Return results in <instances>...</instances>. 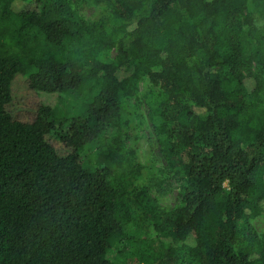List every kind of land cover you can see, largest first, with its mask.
<instances>
[{"label":"trees","instance_id":"1","mask_svg":"<svg viewBox=\"0 0 264 264\" xmlns=\"http://www.w3.org/2000/svg\"><path fill=\"white\" fill-rule=\"evenodd\" d=\"M141 104L170 209L126 146ZM261 217L264 0H0V264H264Z\"/></svg>","mask_w":264,"mask_h":264},{"label":"rangeland","instance_id":"2","mask_svg":"<svg viewBox=\"0 0 264 264\" xmlns=\"http://www.w3.org/2000/svg\"><path fill=\"white\" fill-rule=\"evenodd\" d=\"M97 13V9L89 5H81L78 9V15L86 20L92 19ZM38 101L45 106L52 108L57 114L58 118H70L79 112L81 104L84 102L82 98L71 96V95H58V94H47L40 93ZM130 107L135 106L134 102L129 103ZM130 120L132 122V128L128 130V140H126V146L130 149V144H134L136 150L140 155V163L144 166L146 173L144 174V180L149 186V194L152 198H155L159 205L165 208H172L176 202V184L174 182L163 181L161 186H158V179L162 176V170L164 169V161L159 152V147L156 142V138L153 135L151 123L147 118V108L141 104L138 107V115L129 109ZM137 115V116H136ZM58 125V124H56ZM65 126H63L58 131H63ZM144 139V140H143ZM101 150L94 147L87 152V158L90 159L92 163L98 165H107L110 169H114V166L110 162H103L105 158H99ZM87 160V159H86ZM96 161V162H95ZM88 162V161H87ZM147 163V165H146ZM116 167V166H115ZM163 191H160L161 188ZM252 229L255 234L264 240V219L257 218L250 222ZM117 245L110 251L109 257L115 262V264H123V255L120 254L121 242L117 241ZM125 248V244L122 245ZM129 245L126 249L128 250ZM121 249V248H120Z\"/></svg>","mask_w":264,"mask_h":264}]
</instances>
